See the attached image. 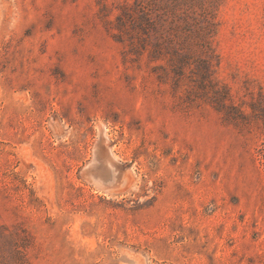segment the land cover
Returning a JSON list of instances; mask_svg holds the SVG:
<instances>
[{
	"label": "rangeland",
	"instance_id": "obj_1",
	"mask_svg": "<svg viewBox=\"0 0 264 264\" xmlns=\"http://www.w3.org/2000/svg\"><path fill=\"white\" fill-rule=\"evenodd\" d=\"M0 264H264V0H0Z\"/></svg>",
	"mask_w": 264,
	"mask_h": 264
}]
</instances>
